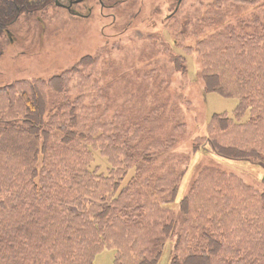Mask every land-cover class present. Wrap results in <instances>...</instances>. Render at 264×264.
<instances>
[{
  "label": "trees",
  "instance_id": "obj_1",
  "mask_svg": "<svg viewBox=\"0 0 264 264\" xmlns=\"http://www.w3.org/2000/svg\"><path fill=\"white\" fill-rule=\"evenodd\" d=\"M241 2L245 3L238 0L232 7L231 18L240 14L235 8ZM13 11L0 12V26ZM259 15L249 27H244L247 18L237 24L239 37L250 35L245 53L238 56V50H231V56L220 55L228 50L221 32L202 42L209 49L202 50L201 63L205 87L209 85L214 93L238 97L250 91L241 104L251 113V121L244 127H231L232 131L241 128L233 148L264 166V90H254L253 84L243 88L245 78L264 73V16ZM93 59L50 80L25 84L30 85L29 91L0 88V264H93L105 243L116 249L118 264H157L169 237L174 240L169 264H194L198 259L201 264H264V192L221 173L216 174L219 188L190 184L181 197L178 188H173L177 186L173 173L164 179L172 189L163 191L160 181L149 177L159 169L166 141L153 150L143 136H132L117 123L121 105L113 104L116 98L111 104L105 98L98 79L88 70L94 66ZM110 70L116 72L114 66ZM225 73L233 82L230 89L218 85ZM73 81L76 84L71 88ZM48 104L54 105L44 109ZM145 110L143 106L138 112ZM88 112L89 120L102 121L98 124L102 127L89 125ZM4 115L23 119L4 122ZM242 120L238 106L236 121H232ZM246 131L252 138L239 136ZM215 137L211 138L214 144ZM93 152L110 163L102 173L87 159ZM199 188L207 191L199 196ZM212 194V209L198 210L203 197ZM178 207L186 219L194 215L185 237L173 234V211ZM151 209L170 224L161 234L144 238L139 226L148 220Z\"/></svg>",
  "mask_w": 264,
  "mask_h": 264
},
{
  "label": "rangeland",
  "instance_id": "obj_2",
  "mask_svg": "<svg viewBox=\"0 0 264 264\" xmlns=\"http://www.w3.org/2000/svg\"><path fill=\"white\" fill-rule=\"evenodd\" d=\"M237 1L0 0V12L14 10L0 26V88L14 86L16 91H29L35 82L50 80L92 57L94 66L88 70L98 79L109 104L116 98L113 104L121 105L117 123L125 126L132 136H143L153 150L166 141L168 148L159 169L149 177L151 181H160L163 191L172 189L164 179L173 173L177 179L173 188H178L180 197L186 194L190 184L201 187L208 183L219 188L216 174L221 173L234 175L262 193L263 163L249 160L241 154L244 152L233 148L235 134L241 128L232 131L231 127H244L251 121V113L241 104L250 91L244 90L238 97L214 93L209 85L205 87L206 71L201 63L202 50L209 49L202 42L219 37L221 32L223 47L228 50L220 55L231 56L234 53L231 50H238V56L245 53L250 35L239 37L237 24L247 18L244 27L251 26L257 14L264 16V6L263 0H243L245 3L235 8L240 14L231 18V9ZM249 77L245 78L243 88L253 84L254 90H264V73ZM229 80L225 73L217 83L230 89L233 82ZM28 83L31 84L24 86ZM75 84L73 81L71 88ZM143 106L146 110L138 112ZM238 106L243 120L235 123ZM4 116L7 120L4 122L22 121L25 117ZM47 117L46 114L44 120ZM85 117L89 125L102 127L98 125L102 121L89 120V112ZM214 135L215 144L211 139ZM239 136L252 138L249 131ZM105 152L109 154L111 150ZM87 159L93 160L92 168L98 173L110 164L98 152ZM131 170L135 167L131 166ZM206 191L207 188H199V196ZM164 194L167 196V192ZM142 202L146 204V198ZM214 202L213 194L207 195L196 208L210 211ZM149 207L144 211L148 212ZM189 210L193 209L189 207ZM181 212L179 207L173 211L176 220L173 234L180 232L179 237H185L194 215L186 219ZM168 224V220L151 209L139 232L147 238L146 234H161ZM168 239L157 264L170 263L174 240ZM109 246L104 244L94 256L93 264H118L117 251ZM201 262L198 259L194 264Z\"/></svg>",
  "mask_w": 264,
  "mask_h": 264
},
{
  "label": "flooded vegetation",
  "instance_id": "obj_3",
  "mask_svg": "<svg viewBox=\"0 0 264 264\" xmlns=\"http://www.w3.org/2000/svg\"><path fill=\"white\" fill-rule=\"evenodd\" d=\"M81 1V0H80Z\"/></svg>",
  "mask_w": 264,
  "mask_h": 264
}]
</instances>
